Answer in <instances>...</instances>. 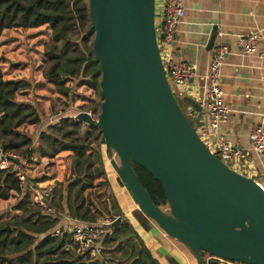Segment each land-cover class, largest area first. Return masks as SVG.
I'll use <instances>...</instances> for the list:
<instances>
[{
	"label": "water",
	"instance_id": "water-1",
	"mask_svg": "<svg viewBox=\"0 0 264 264\" xmlns=\"http://www.w3.org/2000/svg\"><path fill=\"white\" fill-rule=\"evenodd\" d=\"M90 14L104 100L98 119L86 111L76 118L100 127L101 146L138 205L140 224L145 227L141 218L155 221L198 264H206L203 252L264 264V186L217 157L183 111L160 55L155 0H90ZM217 35L214 28L208 49ZM184 101L202 110L191 97ZM135 164L162 184L169 211L155 203Z\"/></svg>",
	"mask_w": 264,
	"mask_h": 264
},
{
	"label": "trees",
	"instance_id": "trees-1",
	"mask_svg": "<svg viewBox=\"0 0 264 264\" xmlns=\"http://www.w3.org/2000/svg\"><path fill=\"white\" fill-rule=\"evenodd\" d=\"M43 25L52 29V42L44 49L45 86L35 88L27 78L7 79L0 66V144L19 156L16 162L22 168L36 149L49 158L64 151L73 152L71 174L57 182L50 203L58 211L82 222L114 221L122 216L118 225H110L113 232L104 241L112 247V259L133 260L132 264H160L123 216L105 169L100 127L68 116L71 103L81 109L91 108V112L99 116L104 100L102 69L94 51L90 0H0V37L7 29ZM81 86L96 91L98 99L93 104H78L75 95ZM63 112L57 121L38 132L46 117ZM134 168L155 203L162 209L169 207L162 184L142 166L135 164ZM28 179L36 184L46 177ZM14 193L19 199L12 209L20 211L21 215L0 225V264H81L86 255L67 247L69 235H52L60 224V216L37 208L32 189L23 190L19 176L0 170V201L8 200ZM136 216L140 219L139 212ZM146 219L141 218V221L147 226ZM202 254L206 264H217L207 262L208 253ZM4 257L8 259L2 262ZM173 264L177 263L173 261Z\"/></svg>",
	"mask_w": 264,
	"mask_h": 264
},
{
	"label": "crops",
	"instance_id": "crops-1",
	"mask_svg": "<svg viewBox=\"0 0 264 264\" xmlns=\"http://www.w3.org/2000/svg\"><path fill=\"white\" fill-rule=\"evenodd\" d=\"M184 8L185 15L178 25L173 48L174 61L176 63L190 62L196 66L189 88L180 95L185 113L187 117L188 115L191 117L192 125L200 133L205 144L211 147L210 144L214 143L215 139L210 138L205 132V125L209 123L206 85L216 44L212 49H208V44L214 28H217L218 31L223 32V38L220 39L217 36L216 43L223 40L230 46V52L222 70L221 88L224 91V101L229 105L231 112L228 120L221 124L220 140L231 142L248 152L246 162L250 165V169L242 170L241 173L245 172L244 175L255 178L264 186V153L250 150V134L264 119V63L258 54L244 55L238 46V39L241 36L253 32H261L264 36V0H184ZM12 30L23 29L13 28ZM1 38L0 66L5 78H27L32 82L37 80L38 87L45 86V83H40L44 79L42 72L35 70L33 64H30L31 57L21 51L20 43L16 45L12 41H2ZM263 49L264 40L259 45V50ZM9 60L12 67L8 66ZM185 97L194 99L202 110L198 111L189 102L184 101ZM63 114L64 112L58 114L54 119H51L53 116L46 117L38 132L57 121ZM70 114L69 111L68 116L74 118L75 115ZM73 158L74 154L71 151H64L49 158L43 156L40 149H36L32 158L25 163L23 171L27 178L46 177V180L39 184L50 183L56 186V182H62L70 176ZM103 161L105 165L104 156ZM105 169L123 216L131 222L153 257L158 259L160 264H173V261L177 264H198L190 249L168 235L155 221L146 219L148 225L145 227L140 224L135 214L138 205L127 189L118 187V177L114 180L110 177L112 173H109L107 165ZM66 217L67 221L62 218L59 226L73 222L72 219H68L69 215ZM104 248L112 258V247L104 244ZM84 255L86 256L81 264H99L93 255ZM114 261L117 264L133 263V260L128 259Z\"/></svg>",
	"mask_w": 264,
	"mask_h": 264
},
{
	"label": "built area",
	"instance_id": "built-area-1",
	"mask_svg": "<svg viewBox=\"0 0 264 264\" xmlns=\"http://www.w3.org/2000/svg\"><path fill=\"white\" fill-rule=\"evenodd\" d=\"M185 15L184 0H155V27L160 55L168 75L169 83L173 93L182 95L190 86V81L196 70V66L190 62L174 61V44L178 33V25ZM223 38V32L218 31L217 35ZM264 40L261 32H253L238 39V46L244 55L258 54L264 63V49L259 50L260 43ZM230 46L226 41L220 40L216 43L207 77V109L208 125H205L207 135L214 138L210 150L215 153L230 168L241 173L250 169L246 162V152L243 148L231 142L220 140L221 124L229 118L231 109L224 101V91L221 88L222 70ZM173 85V87H172ZM81 112V111H80ZM88 112L93 118L98 119L91 111ZM187 115V114H186ZM56 116L51 117L54 119ZM75 119L76 115L74 116ZM200 136V135H199ZM201 137V136H200ZM202 139V137H201ZM203 140V139H202ZM251 148L256 153H264V119L258 124L250 134ZM218 149V151H217ZM19 156L16 153L5 150L0 144V170L10 171L19 176L23 190L31 188L33 203L41 211L54 216H60L67 221V215L58 211L50 203V197L55 186L48 184H33L29 181L23 168L17 164ZM71 224L61 225L53 232V236L68 234L70 242L67 247L77 254H91L97 258L99 264H117L106 252L104 241L113 232L110 227L114 221L99 219L97 222H82L75 218ZM207 262L213 261L217 264H240L233 260L208 254Z\"/></svg>",
	"mask_w": 264,
	"mask_h": 264
},
{
	"label": "rangeland",
	"instance_id": "rangeland-1",
	"mask_svg": "<svg viewBox=\"0 0 264 264\" xmlns=\"http://www.w3.org/2000/svg\"><path fill=\"white\" fill-rule=\"evenodd\" d=\"M22 29L23 30H12V29L6 30L5 33L3 32L1 39H2V41H6V40L12 41V42L16 43V45L18 43H20L21 51L26 55H30V57H31V59H30L31 61H29L30 64L32 63L33 64L32 66L35 67V70L42 72V74H43L44 67L46 66V62H47V59L44 55V49H45V46L47 44L52 42V29L48 25H43L39 28H30V29L22 28ZM8 62H9L8 66L12 67V65L10 64V60ZM30 64H29V66H30ZM42 74H41V77H42ZM36 81L37 80H34V82H33L36 85L35 88L38 87L37 86L38 82H36ZM40 83H45V79L41 80ZM172 87H173V85H172ZM47 89L50 91L51 88L48 86ZM47 94L49 97H51L50 93H46V95ZM75 96L77 97L76 100L78 101V104L83 103V102L88 103V104H93L98 99V95H97L96 91L94 89L88 88L87 86L79 87L77 90V94ZM176 97L178 98L179 103H180L183 111L185 112L181 96L176 93ZM47 108H48L47 110L49 111L48 105H47ZM55 109L58 111L61 110L58 107H55ZM70 109H71L70 113L72 115H77L80 111H92L91 108L81 109V108H79V106H76L74 103H73V105L71 103V106L69 107L68 110H70ZM96 117L98 118L99 116L96 115ZM188 118L190 119L191 123L193 124V121L189 115H188ZM198 134L200 135L199 132H198ZM102 150H103V156L105 159V165H107V167L109 169V173H112V175L110 174L111 175L110 177L113 180L118 177V187H124L126 189V187L121 182L117 171L113 167L110 158L108 157L106 145H102ZM113 157L115 158V160L119 164H121L118 155L114 151H113ZM244 174H245V172H244ZM34 179L35 178H30V180H32V181ZM56 184H57V182H56ZM18 199H19L18 194L14 193L13 196L10 197L8 200L0 201V225L6 220L17 217L19 215V213H21V212H17V210L12 209V207L17 203ZM165 210L169 211V207H165Z\"/></svg>",
	"mask_w": 264,
	"mask_h": 264
}]
</instances>
